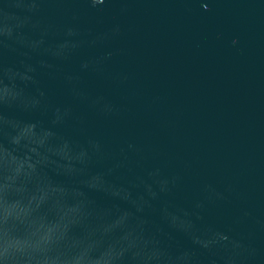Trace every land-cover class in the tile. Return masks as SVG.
<instances>
[{"label": "water", "instance_id": "obj_1", "mask_svg": "<svg viewBox=\"0 0 264 264\" xmlns=\"http://www.w3.org/2000/svg\"><path fill=\"white\" fill-rule=\"evenodd\" d=\"M96 3L0 0V264H264V0Z\"/></svg>", "mask_w": 264, "mask_h": 264}, {"label": "clouds", "instance_id": "obj_2", "mask_svg": "<svg viewBox=\"0 0 264 264\" xmlns=\"http://www.w3.org/2000/svg\"><path fill=\"white\" fill-rule=\"evenodd\" d=\"M91 3L95 6L96 0H91ZM8 218L5 219L3 225L5 226V233H7L8 231V223H7ZM16 223L12 225V227H16L17 224L18 225H24L27 229H29L28 225L24 222H20L17 220H14ZM147 239L144 240V244H147L148 242H145ZM13 247H15L16 251L20 252L26 261V264H34V262L36 261V257L34 256V253L36 252H43L46 250L47 246L45 245H39L37 243H35V240L30 239H26V240H17L15 241V244L12 245ZM50 246V245H49ZM8 253V248H5V254L7 256ZM155 255V254H153ZM151 257H141L139 253H133L131 255V257L128 258H124L123 256L121 257L122 261L124 262V264H127V260L131 259V260H143L146 261L147 259H150Z\"/></svg>", "mask_w": 264, "mask_h": 264}]
</instances>
